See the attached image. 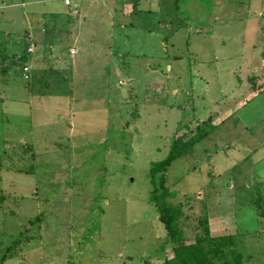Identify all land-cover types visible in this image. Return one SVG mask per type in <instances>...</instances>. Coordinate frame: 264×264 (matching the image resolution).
I'll use <instances>...</instances> for the list:
<instances>
[{"label": "rangeland", "instance_id": "374dc122", "mask_svg": "<svg viewBox=\"0 0 264 264\" xmlns=\"http://www.w3.org/2000/svg\"><path fill=\"white\" fill-rule=\"evenodd\" d=\"M64 1L0 0V264H162L168 240L150 170L176 134L198 132L162 175L167 201L183 207L187 236L205 216L212 235L236 234L245 264H264V203L255 204L264 197V92L250 96L264 33H247L254 0H230L229 20L215 19L219 0H184L188 19L163 58L139 46L140 23L121 13L129 0H70L105 19L102 72L97 58L71 60L69 45L53 60L32 42L25 60L33 15L50 6L66 19ZM153 1L136 9L154 10Z\"/></svg>", "mask_w": 264, "mask_h": 264}, {"label": "crops", "instance_id": "0c3cea01", "mask_svg": "<svg viewBox=\"0 0 264 264\" xmlns=\"http://www.w3.org/2000/svg\"><path fill=\"white\" fill-rule=\"evenodd\" d=\"M183 1L184 0L182 1L154 0L152 5L149 4L151 5L150 7L153 8L154 10L142 11L136 9L139 0H129V2H127L128 5H126V7L125 6L123 7V11L124 9L125 11L121 13L123 14V16H126L125 13L130 16L132 15L135 16L138 20V23H140V27L136 26L133 29V31L136 32L135 35L142 36V41L139 44V46H142L141 48H143L144 46V48H147L149 50H154L156 51L157 54H160L159 55L160 57L163 58V55L164 56L167 55V53L164 52L165 41H167V43L169 42V46L172 49H174L177 37L180 35L181 32H183V24L185 20L188 19L186 16H184L186 15V13H185V5L183 4ZM229 1L230 0L218 1V7L214 9L216 12H218L215 15V19L226 17V19L229 20V19H234L236 17V13H234V8L229 5ZM147 2L150 3V0H147ZM71 5L72 3L70 1V6H66V5L64 6V8L69 9V14L66 17V19H64L65 16H63L62 20L61 17L58 16V14L62 12V9L59 10L56 7L50 8L49 6L46 7L45 11H41L37 15L34 14L33 16L36 20L35 22L37 27L35 28V30L32 28V30L26 31L23 34L24 36L23 40L29 43V47H27V49L28 48L32 49L33 47L32 42H33L34 48L38 46L41 47L40 56L43 59L50 58L53 60H57L59 57L55 52L56 47L58 46L65 47L69 45L67 49L69 55L71 56V60H72V56H79V55H81L82 57L86 56V60L92 59V57L97 58L99 59V63H100L99 72H102L103 69L108 67V65L110 64L106 66V61L104 60V58H107L108 56V54L105 53L107 51L104 45L105 40H103L102 43L99 44L96 43L97 41L96 34L98 33L99 30L101 29L104 30L106 24L105 19L104 17L102 19V13L100 10L99 11L93 10L95 9V5L92 6V9L89 6L87 10H85L84 12L77 10V8L71 9ZM254 5L256 6V8H258V10H255L254 13H248L247 25L249 24L250 29H247V33L261 34L264 33V24L262 23L264 22V20H262L264 18V0H254V4L250 5V7L251 6L254 7ZM102 8H105V12H106V7L102 5ZM72 10L76 11V15L71 14ZM253 17H255L254 20L251 19ZM256 17H259L260 19ZM39 26L41 27V29L39 28ZM198 31H196L197 35H200L201 34L200 31L199 32ZM185 40H186L185 37H183L182 43H184ZM186 45L188 46L189 42H187ZM32 53L33 50L31 51V53H27L26 50L25 60H27V55H30ZM213 53L215 52L213 51ZM115 55L118 58L123 57V55L120 53H116ZM167 57L181 58L180 56H166V58ZM227 58L230 57L227 56ZM215 59L216 57H214L213 54L212 60L214 61ZM86 60L84 62L79 61V63L84 64ZM71 65L74 66V63H72V61H71ZM73 68L74 67H71L72 70V73L70 72L71 76L74 75ZM167 70H169V68ZM152 71L155 72L157 71V69H154ZM114 73L116 74V70H114ZM251 73L256 74V76L254 75L250 80L253 83L252 88L255 91L250 93V96L258 97L260 94L264 92V88H263L264 61L262 62L260 68L251 70ZM243 103L241 105H243ZM221 121H222V117L217 119L213 124H218ZM208 225H209V221H208ZM220 235H225V234H215L212 236H220ZM234 235L236 234L234 233ZM237 245H238V239H237ZM164 255H165L164 256L165 259L172 258L171 247H168L165 250ZM243 259H244L243 264H245V261H248L249 263V259H250L249 256L247 258L243 256Z\"/></svg>", "mask_w": 264, "mask_h": 264}, {"label": "trees", "instance_id": "16d2710c", "mask_svg": "<svg viewBox=\"0 0 264 264\" xmlns=\"http://www.w3.org/2000/svg\"><path fill=\"white\" fill-rule=\"evenodd\" d=\"M176 136L167 158L154 164L150 170L153 186L150 201L155 206L159 221L166 232L167 246L171 247L172 251V258L164 259L162 264H243L244 259L238 250L236 235L212 236L207 218L204 216L197 221L198 226L194 228L193 236H187L185 226L189 220L185 216L183 207L174 206L167 201L171 195L162 185V175L173 161L193 149L204 134L198 132L193 136H189L188 133L182 136L176 134ZM159 174L160 189L157 188L155 181V177ZM263 203L264 197L255 202L256 205ZM258 211L260 212L257 215L264 217V210L258 208Z\"/></svg>", "mask_w": 264, "mask_h": 264}, {"label": "built area", "instance_id": "2783aa9c", "mask_svg": "<svg viewBox=\"0 0 264 264\" xmlns=\"http://www.w3.org/2000/svg\"><path fill=\"white\" fill-rule=\"evenodd\" d=\"M64 4L66 6H70V0H65L64 1ZM71 14L72 15H76V11L75 10H72L71 11ZM31 51H32L31 48H28L27 49V53H31ZM22 76H23L24 80H28L29 79V69L26 66L22 67Z\"/></svg>", "mask_w": 264, "mask_h": 264}]
</instances>
